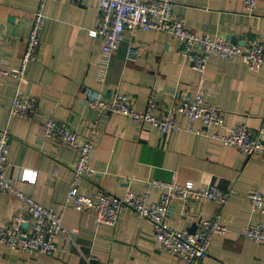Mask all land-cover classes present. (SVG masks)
Here are the masks:
<instances>
[{
	"label": "crops",
	"instance_id": "1",
	"mask_svg": "<svg viewBox=\"0 0 264 264\" xmlns=\"http://www.w3.org/2000/svg\"><path fill=\"white\" fill-rule=\"evenodd\" d=\"M38 6L39 0H0V67L18 68ZM42 13L37 61L26 69L27 84L21 88L34 102L32 120L8 117L16 82L0 80V130L6 128L11 138L5 175L17 182L23 195L61 216L65 229L73 232V242L59 236L53 257L11 252L0 244V264H185L155 243L151 224L137 214L125 211L114 226H98L92 212H76L67 204L77 154L45 137L42 125L50 118L66 123L79 138L91 124L97 125L90 158L95 173L76 182L80 194L94 198L104 191L122 197L131 191L156 202L152 181L191 182L195 189L215 186L229 194L223 206L173 200L168 225L188 232L198 220L220 214L228 232L212 238L200 264H264V245L234 236L249 225L264 224V214L252 213L247 199L254 191L264 196V156L247 158L211 137L226 136L239 126L253 131L260 127L264 69L249 71L240 58L211 57L199 74L189 68L171 37L134 31L125 32L98 81L103 40L89 36L100 18L97 2L49 0ZM173 14L195 35L239 42L256 38L264 45V0L251 16L244 0H176ZM116 92L131 96L137 113L144 112L151 100V114L157 117L165 116L182 98L201 94L221 110L224 125L205 130L195 122L189 131L187 122L177 117L181 129L162 134L130 118L98 115L86 104L98 94L108 100ZM23 169L37 172L34 184L18 182ZM18 210L15 197L0 194V225H8Z\"/></svg>",
	"mask_w": 264,
	"mask_h": 264
},
{
	"label": "built area",
	"instance_id": "2",
	"mask_svg": "<svg viewBox=\"0 0 264 264\" xmlns=\"http://www.w3.org/2000/svg\"><path fill=\"white\" fill-rule=\"evenodd\" d=\"M47 1L49 0H39V6L33 13L18 68L6 70L0 67V80L10 78L16 82V90L8 111L9 118L25 120L33 118L34 102L23 96L21 88L27 84L26 69L37 61L44 19L42 9ZM95 1L100 18L97 27L89 31V36L103 40L97 71L98 81L103 80L110 58L123 40L125 32L134 31L162 33L171 37L189 68L199 74L205 71L211 57H218L224 61L240 58L249 71L264 69V45L256 38L240 45L224 39L195 35L185 28L182 19L174 16L176 0ZM259 2L260 0H244L245 12L249 16L253 15ZM129 53L127 59L131 58ZM133 103L134 99L131 96L118 92L111 95L108 100H104L101 94H98L86 102L98 115L108 113L130 118L162 134L181 129L177 117L187 122L189 131L195 122H199L205 130L224 125L221 110L206 103L201 94H195L192 98H182L174 107L169 108L163 117L151 114L154 107L151 100L147 102L146 110L142 113L134 110ZM42 129L45 137L52 140L56 146H63L77 154L73 169L74 182L67 192L66 202L76 212H92L98 226L112 227L123 212H133L151 224L155 243L185 264H200L208 256L212 238L227 234V229L220 223V214H216L210 220H198L193 234L175 230L167 222L173 200H181L184 203L208 201L219 207L223 206L229 194L212 185L195 189L191 182L179 185L152 181L149 185L158 192L156 202H149L146 194L140 196L131 191H127L122 197H115L104 191H99L94 198L80 194L76 182L85 177H92L95 173L90 166V158L98 135L96 123L91 124L81 138L66 123L52 118L44 122ZM211 137L223 146L234 148L247 158L264 156V121L255 131L239 126L229 130L226 136L218 137L212 134ZM10 150L11 138L8 130L4 128L0 130V194L15 197L19 213L8 225H0V244L11 252L53 257L58 252L57 238L64 235L69 243H72L73 232L65 229L61 216L23 195L18 189L17 182L6 178L5 170ZM36 178L37 172L23 169L18 182L34 184ZM247 199L252 213L264 214V196L261 193L251 192ZM24 224L27 225L26 228L23 227ZM234 236L264 245V224L249 225L242 231L234 232Z\"/></svg>",
	"mask_w": 264,
	"mask_h": 264
},
{
	"label": "water",
	"instance_id": "3",
	"mask_svg": "<svg viewBox=\"0 0 264 264\" xmlns=\"http://www.w3.org/2000/svg\"><path fill=\"white\" fill-rule=\"evenodd\" d=\"M227 39L230 41V43L243 45V42H239V41H237L235 38L229 37V38H227ZM23 227L26 228L27 225L24 224ZM195 229H196V224L192 225V226L188 229V233L193 234L194 231H195Z\"/></svg>",
	"mask_w": 264,
	"mask_h": 264
}]
</instances>
